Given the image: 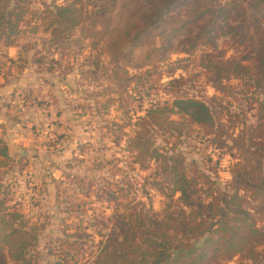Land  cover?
<instances>
[{
  "label": "rangeland",
  "instance_id": "1",
  "mask_svg": "<svg viewBox=\"0 0 264 264\" xmlns=\"http://www.w3.org/2000/svg\"><path fill=\"white\" fill-rule=\"evenodd\" d=\"M68 1L73 0L19 1L29 9L13 44L23 61L9 63L0 56V87L22 85L0 95V139L7 149L6 156L0 155V198L9 211L21 212L29 227L37 228L35 245L28 249L32 264H88L110 233L121 239L119 224L108 218L114 208L123 211L124 204L134 203L148 220L161 219L169 201V209L175 208L177 196L172 200L166 196L168 182L159 170L160 161L135 159L130 142L145 110L170 102L180 89L213 105L222 124L221 136L232 149L230 154L226 148H216L214 136L173 115L183 123L182 133L157 131L152 139L160 153L182 151L185 164L194 161L187 165L188 175L195 168L227 181L233 163L244 160L237 143L244 134L248 144V126L264 139V125H259L264 124L263 93L250 79L246 83L233 75L215 79L201 65L209 58L216 62L229 57L253 65L264 41V8L255 4L257 0H236L243 10L235 7L227 13L231 26L212 12L222 27L210 32L211 39L205 33L212 14L172 33L170 29L183 18L178 14L149 42L125 46L131 55L117 62L110 55L112 45L107 47L99 34L84 38L77 27L64 39L51 40L50 30L42 25L46 20L40 19L42 10ZM204 2L214 8L219 2L228 6L231 0ZM77 7L88 29L93 24L113 29L126 20L122 0H80ZM30 25H38V31ZM201 34L203 43L192 47L189 38ZM0 49L5 51L1 43ZM174 79L179 82L172 83ZM228 135H233L234 143ZM64 237L81 240L84 246L70 244L71 249H65L68 246L58 242Z\"/></svg>",
  "mask_w": 264,
  "mask_h": 264
},
{
  "label": "trees",
  "instance_id": "2",
  "mask_svg": "<svg viewBox=\"0 0 264 264\" xmlns=\"http://www.w3.org/2000/svg\"><path fill=\"white\" fill-rule=\"evenodd\" d=\"M19 1L23 0H0V43L5 47L15 44L29 12L28 6ZM79 3L80 0H73L63 5L45 6L40 19L46 20L42 25L50 30L51 40L56 37L58 40L64 39L77 27L84 38L99 34L105 37L107 47L112 45L110 55L115 62L131 55L124 51L125 46L134 47L149 42L159 29L165 31L162 26L173 21L178 14H182L183 18L170 29L172 33L189 29L197 20H203L212 12L221 16L226 26H231L225 18L227 13L234 11L235 7L236 11L239 8L243 10L236 0H231L228 6L219 2L218 7L214 8L204 0H122L126 20L120 27L97 29L93 24L88 29L83 23L82 9L77 7ZM255 4L264 8V0H257ZM201 6L203 9H200ZM214 17H211V27L205 33L207 39L212 38L211 31L222 27L218 26ZM37 26L30 25V28L38 31ZM202 36L204 34L194 40L189 38L191 46L203 43L200 40ZM35 52L38 50L35 49ZM0 56L9 63L23 61L21 57H7L1 49ZM243 60L229 57L213 62L209 58L201 65L213 72L215 79L231 75L241 77L244 83L250 79L264 95V41L257 47L252 66L244 65ZM35 61L40 70L39 59ZM2 66L3 63H0V74ZM251 72L257 77L253 78ZM171 82H179V79ZM215 89L219 90V87ZM173 115L179 116L186 125L198 126L205 135L214 136L211 138L214 146L221 150L226 148L231 154V145L221 136L222 124L209 102L189 96L180 89L170 102L147 108L145 115L136 123L138 131L131 139L130 147L136 154L135 159L153 158L160 161L159 170L168 182L166 196L170 200L177 196L175 208L169 209V201L163 217L157 220L146 219V215L141 209H136L134 203L124 204L123 211L114 208L112 218L108 219L119 224L121 239L110 233L100 242L97 254L92 261H87L88 264H226L232 260L236 264H264V139L257 136L254 127L248 126V144L243 141L244 134L237 143L244 160L233 163L227 181H218L215 172L211 176L195 168L192 169L193 174L188 175L187 165L193 166L195 162L185 164L182 151L170 155L160 153L161 148L155 146L152 139L157 131L168 130L175 135L182 133L183 123L171 118ZM228 137L234 143L233 135ZM0 155H7L1 139ZM118 189L122 192L120 187ZM5 202L0 198V264H32L28 249L35 245L37 228L29 227L21 212L9 211ZM58 242L67 245L65 249H71L74 244L78 245L77 248L84 246L81 240L74 242L65 237L58 238Z\"/></svg>",
  "mask_w": 264,
  "mask_h": 264
},
{
  "label": "crops",
  "instance_id": "3",
  "mask_svg": "<svg viewBox=\"0 0 264 264\" xmlns=\"http://www.w3.org/2000/svg\"><path fill=\"white\" fill-rule=\"evenodd\" d=\"M5 54L7 55V57H10V58H13V59H15L17 57L20 58L18 45H11V46L5 47ZM19 80L21 82H23L21 77L19 78ZM20 85H21L20 82H17V83L15 82L14 84L10 83V84L3 85L2 87H0V95H5L9 91H14L16 86L19 87ZM20 123L23 126V123H24L23 119H20Z\"/></svg>",
  "mask_w": 264,
  "mask_h": 264
}]
</instances>
